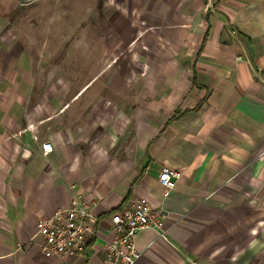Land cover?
I'll list each match as a JSON object with an SVG mask.
<instances>
[{
	"label": "crops",
	"instance_id": "1",
	"mask_svg": "<svg viewBox=\"0 0 264 264\" xmlns=\"http://www.w3.org/2000/svg\"><path fill=\"white\" fill-rule=\"evenodd\" d=\"M94 2L58 29L102 24L97 46L40 39L0 0V264H102L99 241L39 251L36 222L76 196L107 222L130 200L164 209L135 264H264V0Z\"/></svg>",
	"mask_w": 264,
	"mask_h": 264
},
{
	"label": "built area",
	"instance_id": "2",
	"mask_svg": "<svg viewBox=\"0 0 264 264\" xmlns=\"http://www.w3.org/2000/svg\"><path fill=\"white\" fill-rule=\"evenodd\" d=\"M41 155L46 157L53 148L44 141ZM181 173L168 166L159 170V183L166 190H172ZM94 203L83 196L71 199L65 209L56 210L51 216L36 222L35 236L39 238V251L44 257L72 258L82 255L94 241L101 243L102 264H135L137 252L135 236L139 231L152 229L164 239L163 225L166 212L145 202L126 201L107 222L93 211ZM102 226V227H101Z\"/></svg>",
	"mask_w": 264,
	"mask_h": 264
},
{
	"label": "rangeland",
	"instance_id": "3",
	"mask_svg": "<svg viewBox=\"0 0 264 264\" xmlns=\"http://www.w3.org/2000/svg\"><path fill=\"white\" fill-rule=\"evenodd\" d=\"M10 1V0H9ZM43 1V2H40ZM56 3L54 4L53 2ZM54 0L51 2L50 0H13L14 6H16V10L9 15V18L13 21H26V16H30V20L32 23L36 22L37 17L39 16V25L41 28V37L40 39H48L55 40L60 39L58 37L63 36L66 37V41L68 45H71L76 41V39L84 38L86 41H92L91 44L99 42L100 35L102 33L101 26L99 24L93 30H78V31H67L58 29L61 26L67 24V21L73 17L79 16L71 14L77 9H84L87 5H92L93 0ZM94 5L98 8L102 5V3L106 0H94ZM46 3V4H45ZM36 12V13H35ZM76 12V11H75ZM77 14V13H76ZM85 16V15H80ZM92 17V15H89ZM96 18H101V15L95 14ZM102 19V18H101ZM74 22V20L72 19ZM45 25H47V29L44 30ZM70 33H73L72 35ZM53 40V41H54ZM97 48V47H96ZM62 59L64 61L70 60L72 57V47L64 46L62 51ZM88 66H85L83 72L90 74L94 71V63L90 60L88 62Z\"/></svg>",
	"mask_w": 264,
	"mask_h": 264
}]
</instances>
